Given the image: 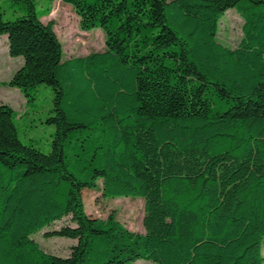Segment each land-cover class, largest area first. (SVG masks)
<instances>
[{"label": "trees", "instance_id": "trees-1", "mask_svg": "<svg viewBox=\"0 0 264 264\" xmlns=\"http://www.w3.org/2000/svg\"><path fill=\"white\" fill-rule=\"evenodd\" d=\"M73 7L104 52L64 59L51 8L0 20L9 86L53 88L51 150L23 144L0 104V264H264V0H49ZM230 9L236 48L218 40ZM144 199V234L91 218L82 192ZM76 240L68 257L32 236Z\"/></svg>", "mask_w": 264, "mask_h": 264}, {"label": "rangeland", "instance_id": "rangeland-1", "mask_svg": "<svg viewBox=\"0 0 264 264\" xmlns=\"http://www.w3.org/2000/svg\"><path fill=\"white\" fill-rule=\"evenodd\" d=\"M36 10L50 7L51 12L42 18L44 23L54 21V30L60 40L64 59L84 57L95 52L106 50V38L102 29L84 31L80 27V18L69 4L49 0H34ZM28 12L25 0H0V20L13 21ZM244 20L234 9L228 10L219 21L218 40L230 48H236L243 38ZM23 58H12L8 49V36H0V104L9 105L17 114L15 120L20 141L25 145H34L44 153L51 150L56 133V126L48 123L53 114V88L47 84L36 87L35 100L27 105L20 89L9 86L14 74L23 65ZM84 209L91 218L107 219L110 215L126 226L130 231L144 234V199L133 196L105 198L102 182L97 189H85L82 192ZM74 226L71 217H65L32 236L47 253L68 257L70 248L76 240L63 237H46V233L58 230L63 226ZM264 257V243L262 247ZM134 264H153L140 260Z\"/></svg>", "mask_w": 264, "mask_h": 264}]
</instances>
